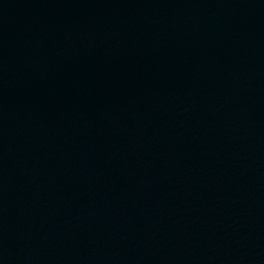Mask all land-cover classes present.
Here are the masks:
<instances>
[{
  "label": "water",
  "instance_id": "1",
  "mask_svg": "<svg viewBox=\"0 0 264 264\" xmlns=\"http://www.w3.org/2000/svg\"><path fill=\"white\" fill-rule=\"evenodd\" d=\"M0 264H264V0H0Z\"/></svg>",
  "mask_w": 264,
  "mask_h": 264
}]
</instances>
